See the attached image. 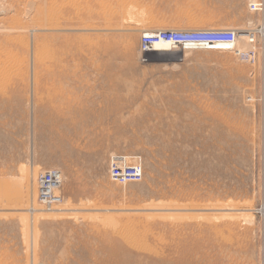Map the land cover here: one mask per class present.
Returning <instances> with one entry per match:
<instances>
[{
  "label": "rangeland",
  "instance_id": "rangeland-1",
  "mask_svg": "<svg viewBox=\"0 0 264 264\" xmlns=\"http://www.w3.org/2000/svg\"><path fill=\"white\" fill-rule=\"evenodd\" d=\"M249 1L0 0V264H264V12ZM225 28L255 31V65L140 58L142 29ZM113 154L139 156L142 181H110ZM49 168L63 203L31 216Z\"/></svg>",
  "mask_w": 264,
  "mask_h": 264
},
{
  "label": "built area",
  "instance_id": "built-area-1",
  "mask_svg": "<svg viewBox=\"0 0 264 264\" xmlns=\"http://www.w3.org/2000/svg\"><path fill=\"white\" fill-rule=\"evenodd\" d=\"M248 9L251 12L263 13L264 0H250ZM254 30H247L249 48L239 49L237 46V30L202 29V30H155L142 33L138 46L141 60L154 47L166 44L171 49L207 50L231 53L240 61L251 66L255 65L256 46ZM107 175L110 181L118 184L139 183L143 179V162L137 155L113 154L108 159ZM35 202L28 206V213L34 216L38 213H53L63 203L61 194L62 173L57 168L42 169L34 177Z\"/></svg>",
  "mask_w": 264,
  "mask_h": 264
},
{
  "label": "bare ground",
  "instance_id": "bare-ground-1",
  "mask_svg": "<svg viewBox=\"0 0 264 264\" xmlns=\"http://www.w3.org/2000/svg\"><path fill=\"white\" fill-rule=\"evenodd\" d=\"M125 10V9H124ZM123 14V13H122ZM146 16V15H145ZM135 17V16H134ZM148 19V18H147ZM137 20H139V17H138V19ZM148 20H151V19H148ZM135 22V21H134ZM137 23V22H136ZM141 24V23H140ZM148 24V23H147ZM149 31H151V30H146V29H142L141 30V34L142 33H146V32H149ZM260 31V30H259ZM262 31H264V28H263V30ZM261 31V32H262ZM241 32H243V33H241ZM247 30H246V32H245V30L244 31H237V46H238V48L239 49H242L238 44L240 43V41H242V42H244L245 43V41H246V38H248V36H247ZM247 45H249L248 44V40H247V43H245V45H243V47L244 46H247ZM169 49L171 50V48H169V46L168 45H166V44H159V45H156L155 47H154V50H153V52H163V53H167V51H169ZM189 50H184L183 52H188ZM170 53V52H169ZM35 187V186H34ZM259 212L261 213V215L264 217V204L260 207V209H259Z\"/></svg>",
  "mask_w": 264,
  "mask_h": 264
},
{
  "label": "crops",
  "instance_id": "crops-1",
  "mask_svg": "<svg viewBox=\"0 0 264 264\" xmlns=\"http://www.w3.org/2000/svg\"><path fill=\"white\" fill-rule=\"evenodd\" d=\"M206 145V144H205ZM201 146H202V143H201Z\"/></svg>",
  "mask_w": 264,
  "mask_h": 264
}]
</instances>
